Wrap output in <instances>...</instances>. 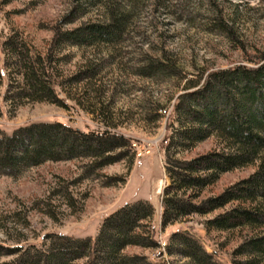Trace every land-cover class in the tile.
I'll return each mask as SVG.
<instances>
[{"label":"rangeland","instance_id":"374dc122","mask_svg":"<svg viewBox=\"0 0 264 264\" xmlns=\"http://www.w3.org/2000/svg\"><path fill=\"white\" fill-rule=\"evenodd\" d=\"M74 3L0 0V128L10 132L20 124L55 119L73 129L120 133L128 144L114 150H122L123 157L102 166L87 157H74L46 160L16 174L0 173V261L13 257L4 253L6 247H38L49 232L94 236L108 212L144 198L154 207L150 224L159 246L128 245L124 252L171 264L180 256L168 255L163 244L178 228L194 232L206 251H214L219 264H234L232 260L239 257L232 249L241 233L208 231L201 223L221 208L160 227V194L168 181L163 145L171 128L173 102L186 78L235 63L251 65L250 58L264 52V0H119L118 8L130 13L120 41L54 46L56 31L101 18L100 7L85 6L79 13V7L73 10ZM70 13L76 17L64 22ZM163 53L178 67L176 75L136 73L147 58ZM27 62L50 74L61 103L23 95ZM220 144L209 135L179 157ZM142 146L149 151L143 152ZM253 168L249 164L221 173L199 197L218 193Z\"/></svg>","mask_w":264,"mask_h":264},{"label":"trees","instance_id":"16d2710c","mask_svg":"<svg viewBox=\"0 0 264 264\" xmlns=\"http://www.w3.org/2000/svg\"><path fill=\"white\" fill-rule=\"evenodd\" d=\"M79 13L86 6L102 9L101 18L56 31L52 45H92L115 43L122 39L129 12L119 9V0H74ZM72 11V10H71ZM72 13V12H71ZM64 22H71L76 14ZM217 25L220 22L217 20ZM161 57L147 58L136 73L152 77L178 73L176 64ZM251 65L235 63L211 69L203 76L186 78L184 89L173 102L172 121L163 145V167L168 179L160 194V227L179 222L188 215H205L206 230H237L241 239L232 249L234 264L264 262V52L250 58ZM50 74L32 63L24 64L23 95L32 100L61 103ZM162 108V107H161ZM209 135L219 139L220 147L191 157L179 153L192 148ZM128 139L120 133L73 129L60 120L31 121L10 132L0 128V173L16 174L46 160L87 157L102 166L123 157ZM254 165L247 175L233 181L215 194L199 197L203 189L221 173ZM152 203L144 198L125 202L108 212L94 236H72L49 232L35 247H6L13 257L0 264H159L147 256L126 253L125 246H159L150 219ZM163 249L180 256L171 264H219L214 251H206L196 234L173 229Z\"/></svg>","mask_w":264,"mask_h":264},{"label":"built area","instance_id":"2783aa9c","mask_svg":"<svg viewBox=\"0 0 264 264\" xmlns=\"http://www.w3.org/2000/svg\"><path fill=\"white\" fill-rule=\"evenodd\" d=\"M140 149H141L143 152L145 151V153H147V152L149 151L148 148H145V147H143V146H142Z\"/></svg>","mask_w":264,"mask_h":264}]
</instances>
